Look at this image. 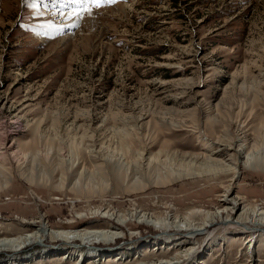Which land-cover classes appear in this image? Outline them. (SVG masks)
Returning a JSON list of instances; mask_svg holds the SVG:
<instances>
[{"label": "rangeland", "instance_id": "1", "mask_svg": "<svg viewBox=\"0 0 264 264\" xmlns=\"http://www.w3.org/2000/svg\"><path fill=\"white\" fill-rule=\"evenodd\" d=\"M40 11L34 15L24 0H0V141L5 137L7 147L27 158L24 166L10 156L12 181L0 192V238L32 231L23 223L41 212L54 230L99 229L100 217H91L89 209L126 212L135 206L161 215L218 205L227 178L140 184L139 177H125L121 163L94 161L74 147L77 162L67 167L65 181L56 151L63 148L69 160L71 146L89 134L95 137L88 145L105 143L110 153L118 129L139 134L130 141L135 150L142 142L152 152L165 148L180 155L206 152L205 142L225 138L227 126L234 138L244 133L255 139L264 131V0H115L91 12L61 2ZM215 116L219 121L213 123ZM50 147L55 153L47 156ZM35 156V180L29 183L28 162ZM263 170L243 168L234 191L261 208ZM47 173L48 183L41 178ZM128 222L124 238L112 245L141 252L156 229ZM230 231L218 226L210 242L199 237V264H264L260 242L251 255L249 241L236 240L242 231ZM41 241L22 253L61 250L56 246L68 243ZM76 243L86 256L91 245ZM127 250L109 260H77L61 252L21 264H138L174 253L149 249L139 258Z\"/></svg>", "mask_w": 264, "mask_h": 264}, {"label": "bare ground", "instance_id": "2", "mask_svg": "<svg viewBox=\"0 0 264 264\" xmlns=\"http://www.w3.org/2000/svg\"><path fill=\"white\" fill-rule=\"evenodd\" d=\"M189 116L194 121L197 120L195 112H192V114ZM209 116L211 115L208 114V118ZM210 121L215 123L219 120L218 117L215 116L214 119L211 118ZM224 129L225 138L216 139V141L214 142L206 141V149H204L206 150V152L197 155H180L178 154V152H170L165 148H161L158 152H152L151 150H147L142 142L138 149L135 150L134 146L131 145L132 142L130 143V141L133 140V137H136L139 134L134 133V130L129 132L120 129L112 131L114 134L113 137H117L119 142L115 148L113 147V149L112 146H110L111 144L108 145V148H111L110 153L105 152V143L99 144L97 142L96 144H99L98 147L95 143H91V145H88L87 143H89V139H94L95 137L94 135L89 136V134V137L86 136V134L82 136L79 144H74L72 145L73 147L71 146V151L68 155L69 157L67 156L69 160H66L63 154L65 150H63V148H59V150L56 151L59 156L58 161H55V163L62 173V180L66 178L67 167L69 166V168H71L77 162L76 160H73V157H76L73 156V153H75V151L72 150V148L74 147H76L75 150L77 154L80 149H84L88 153L90 159L94 161L103 159L104 161H106L105 163H107V160L109 162L117 161L121 163L122 166L126 169L125 177H139L140 181L138 183L140 184H143L145 182V179L153 181L154 184L160 186L176 183L183 180L203 178H206L209 181L220 178H227V180L225 184H222L225 187H223L224 191L219 196V199L217 198L218 205H216L215 207L212 206L213 208L208 210L207 208H190V210L184 214L174 213V210H163V214L157 215L153 213V211L150 212L134 208L135 206L127 210L126 212H115L114 210H111L109 208H97L93 210L89 209V215L91 217H100L103 219L101 220L99 218V222H97V224L101 223L104 226L103 228L99 229H88L86 227V229H84L83 227L81 229L57 228L54 230L50 226L51 221L49 222L47 217L41 212L40 215H38L34 219H31L29 222L23 223L24 226L32 228V231L30 230L29 232L20 235L6 237L4 236L0 238V257L1 252L9 251V256L7 258H1L0 264H21L22 262L32 260L36 261L39 259L47 258L46 256H55L57 254H60L61 252L63 255L67 254L69 255V257H76L77 260L85 258L86 260L96 259L100 261L101 259H105L106 257L109 260L111 257L117 256L119 254L124 256L123 252L121 251L127 249H119V247L112 244L121 237L124 238V227L131 225L128 224V221L130 219H137V221H139L141 225L148 224L149 226H152L154 229H156V232L152 233V235H150V238L146 239L147 243L142 245L143 247L141 248V252L139 248H134L133 250H127L128 253L129 251H134V255H139L140 258L141 254L145 252L144 250L157 249V251H159L162 248L174 249L173 254H168V251H166L164 252V256L157 257L152 261L140 262L138 264H199V257L201 256V253H204V250L201 252L202 247L199 244L198 239L201 236L202 239L206 238V240L210 242L216 236H212V234L215 233L218 226H221L223 229H230V232H236L239 230L242 231L239 235H236L238 237L236 238V240H248L250 243L249 253L251 255L257 248V243L260 242L264 248V208H261L258 205L254 206L249 203L247 204L248 201L244 197H242L239 193L236 192L235 194L234 192L235 188L239 185L238 180L242 175L243 168H249L251 170L264 169V131L260 130L258 132V136L255 139L251 140V138H249L247 134L244 133H241L238 138L232 137L230 134V126H227ZM96 141H99V138H97ZM0 142V178L1 176L3 178V180L0 179L1 192L7 189L12 181V172L8 168V166L10 165L9 159L12 160L10 156L12 155L14 157L16 163H19L21 162V160H23L24 162L22 164L26 163L27 158L26 154H24L20 150L13 151V148L7 147L5 137ZM50 152L55 153L54 147H50L46 152V155L49 156L51 154ZM23 156L25 158L21 159V157ZM37 156H39V153L37 154ZM35 162L36 156L34 157L32 162H28V164L31 163L30 168L28 167V174L30 179L29 183L35 180V170L33 167ZM102 167L103 165H101V168ZM83 175V172L79 174L80 182L84 177ZM41 178H46L48 183V173L45 174V177L42 176ZM95 186L97 187L96 184ZM141 187L142 186H140V188ZM144 187L145 186L143 185L142 188ZM234 194L235 196H233ZM253 203H255V201ZM81 216L79 218H82ZM76 224L78 223H75V225ZM180 232L185 233L182 235L184 237L177 236V234L179 235ZM136 237L137 236H135V234L130 235V238L133 240H136ZM260 237L262 239L259 240ZM47 238L58 239L60 241L62 240L68 243H66L65 245L58 244L56 247L61 249H57L58 251L50 250L47 246V248H43L42 251L38 254H36L37 251L36 253L34 252L29 255H24L22 253L23 249L29 246L40 245L41 243H43L41 240ZM227 239H230V237H228ZM77 241L85 242L86 245H91L90 251L86 256L81 255V252L83 251L78 250V246H76ZM261 244L258 245V247L262 246ZM68 245H75V247L73 249H66V246ZM156 246L158 248H156ZM116 248H118L116 251H112V249ZM115 258H118V256Z\"/></svg>", "mask_w": 264, "mask_h": 264}, {"label": "snow or ice", "instance_id": "3", "mask_svg": "<svg viewBox=\"0 0 264 264\" xmlns=\"http://www.w3.org/2000/svg\"><path fill=\"white\" fill-rule=\"evenodd\" d=\"M25 4L33 9L34 15H42L41 8H47L49 3L59 4L63 2L65 5H75L81 9L91 12L93 8L106 6L107 4L114 3L115 0H24Z\"/></svg>", "mask_w": 264, "mask_h": 264}]
</instances>
